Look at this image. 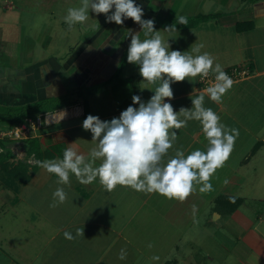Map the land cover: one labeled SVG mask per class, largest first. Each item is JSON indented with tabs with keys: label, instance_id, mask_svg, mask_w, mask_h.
<instances>
[{
	"label": "crops",
	"instance_id": "1",
	"mask_svg": "<svg viewBox=\"0 0 264 264\" xmlns=\"http://www.w3.org/2000/svg\"><path fill=\"white\" fill-rule=\"evenodd\" d=\"M137 3L157 30L179 16H208L196 27H176L172 48L187 51L202 44L201 52L210 53L224 71L240 67L246 73L219 103L205 93V107L239 131L232 153L211 177L213 189L201 193L194 185L184 201L129 186L109 192L98 180L82 184L73 174L69 185H60L54 174L36 172L18 193L0 181V264H116L123 261L121 249L129 264H264V0ZM31 18L26 7L0 0V107L42 103L47 109L26 120L41 119L31 140L43 150L71 146L87 156L92 133L82 122L88 114L111 120L133 103V95L145 101L153 95L141 88L155 85L143 82L138 65L127 61L126 29L141 31V39L144 32L130 18L123 25L108 23L104 13L71 27L61 14L50 25ZM241 24L251 27L240 29ZM194 79L172 85L174 110L192 106L194 87V96L206 89L199 76ZM47 113L55 123H42ZM176 131L169 155L206 149L198 121ZM6 141L16 157L25 153L26 141ZM57 187L67 199L53 206ZM66 231L74 239L65 238Z\"/></svg>",
	"mask_w": 264,
	"mask_h": 264
},
{
	"label": "clouds",
	"instance_id": "2",
	"mask_svg": "<svg viewBox=\"0 0 264 264\" xmlns=\"http://www.w3.org/2000/svg\"><path fill=\"white\" fill-rule=\"evenodd\" d=\"M89 10L96 15L104 13L108 23L123 25L130 18L140 26L144 39L140 38L141 31L126 29L127 61L138 65L143 82L155 85L154 88L140 87L151 90L153 95L146 101L140 95H133V103L111 120L88 114L82 122V128L92 133L93 147L88 155L70 146L64 149L62 158L39 161V166L54 174L60 185H69L73 174L82 184L98 180L109 192L117 185L129 186L180 201L194 191V185L199 186L201 193L211 191V177L229 158L239 131L222 123L211 107H205V93L211 101L219 103L232 88L233 79L221 64L214 62L210 53L201 52L202 44L194 43L187 51L173 49L170 39L175 38L172 33L177 30L176 23L157 30L154 19L144 18V8L137 0H82L79 7L67 10L64 20L70 27L85 24ZM177 19L180 24H187L186 17ZM164 33L168 34L167 39ZM210 71L215 73V82L195 96L194 87L189 94L192 106L174 110L172 85L185 79L194 84V78L203 79ZM189 121L199 122L207 140L206 149L196 148L187 154L176 149L174 155H169L177 140L176 130L186 127ZM55 122L49 113L42 121L44 124ZM66 199L64 188L57 187L53 192V206ZM64 236L74 239L71 232L66 231ZM125 258L126 252L121 249L119 259Z\"/></svg>",
	"mask_w": 264,
	"mask_h": 264
},
{
	"label": "trees",
	"instance_id": "3",
	"mask_svg": "<svg viewBox=\"0 0 264 264\" xmlns=\"http://www.w3.org/2000/svg\"><path fill=\"white\" fill-rule=\"evenodd\" d=\"M260 1L262 0H251L253 3ZM186 19V25L180 24L179 20H175L173 24L176 23V27L178 28H193L208 19V16ZM250 27L251 24L239 25L240 29H249ZM46 109L42 103L20 108L0 107V131L3 132L20 125L27 119L34 118L38 113H43ZM64 149L65 147L63 145H54L43 150L37 139L26 141L27 155L40 161L55 157L62 158ZM13 156L11 149L7 146L6 139H0V181L5 188L11 189L14 193H18L22 186L30 182L32 176L38 169V165H30L25 161H19L17 163L11 162Z\"/></svg>",
	"mask_w": 264,
	"mask_h": 264
},
{
	"label": "rangeland",
	"instance_id": "4",
	"mask_svg": "<svg viewBox=\"0 0 264 264\" xmlns=\"http://www.w3.org/2000/svg\"><path fill=\"white\" fill-rule=\"evenodd\" d=\"M12 1H14L17 6H24L27 8V13L29 15L31 13V16L33 15L34 17V19L31 18L33 23L39 24L42 22L48 25L52 24L54 17H56L59 14H61L64 19L65 15L67 14V10L71 6L79 7L82 2V0H12ZM95 17H96L95 13H90L88 21L89 20L94 21ZM31 19H29L28 21L30 22ZM45 29H46V32L49 33V26L48 27L46 26ZM25 32L29 34L28 29ZM33 40H34V35H33ZM24 146H25V153L22 152L23 150L21 152H17V154H20V157H18L19 155H17L16 157L13 153L14 156L11 159V162L17 163L19 161H25L29 163L30 165L35 164L36 161L34 160V158L29 157L27 155L25 143H24ZM39 171H41V173H44L46 177L47 174L45 173L47 171L44 168L40 167L39 169V166H38V170L36 172H39ZM116 264H129V262L127 259H124L123 261H120V262L116 261Z\"/></svg>",
	"mask_w": 264,
	"mask_h": 264
},
{
	"label": "built area",
	"instance_id": "5",
	"mask_svg": "<svg viewBox=\"0 0 264 264\" xmlns=\"http://www.w3.org/2000/svg\"><path fill=\"white\" fill-rule=\"evenodd\" d=\"M227 74L236 82L246 76V73L240 67L225 70ZM201 83L205 88L215 82V73L209 72V75L203 79L200 78ZM41 128V119L29 120L20 125L0 133V139H6L16 142H25L34 138L36 132Z\"/></svg>",
	"mask_w": 264,
	"mask_h": 264
}]
</instances>
